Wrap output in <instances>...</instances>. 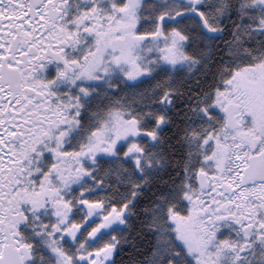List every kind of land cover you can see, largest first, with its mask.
Masks as SVG:
<instances>
[{
    "label": "snow or ice",
    "instance_id": "6c2138e0",
    "mask_svg": "<svg viewBox=\"0 0 264 264\" xmlns=\"http://www.w3.org/2000/svg\"><path fill=\"white\" fill-rule=\"evenodd\" d=\"M0 264H264V0H0Z\"/></svg>",
    "mask_w": 264,
    "mask_h": 264
}]
</instances>
